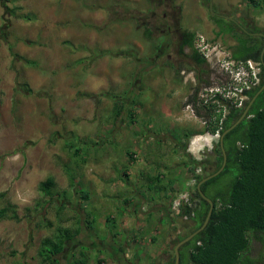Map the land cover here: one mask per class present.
<instances>
[{
	"label": "rangeland",
	"instance_id": "rangeland-1",
	"mask_svg": "<svg viewBox=\"0 0 264 264\" xmlns=\"http://www.w3.org/2000/svg\"><path fill=\"white\" fill-rule=\"evenodd\" d=\"M189 1L182 14L187 0H0V209L9 208L0 218V264H40L41 241L57 226L80 229L60 254L63 263L84 246L90 253L99 251L100 243L102 253L107 245L116 248L111 231L97 225L119 201L114 192L122 178L119 168L132 162L128 150L136 141L160 146L161 158L141 153L136 158L162 167L161 184L168 176L179 182L168 185L175 190L164 201L142 196L128 204L134 211L171 209L176 219V202L194 195L193 169L208 174L219 166V136L207 130L209 113L220 112L221 121L228 104L213 102L214 110L202 103L184 107L196 83L194 70L189 89L181 88L159 52L176 50L185 31L195 33L198 45L202 36L211 42L216 21L232 27L214 13L233 15L251 31L237 28L239 48L251 40L260 43L264 0H212L210 12V0ZM203 12L215 19L210 26L198 23ZM215 39L227 51L237 41ZM143 167L136 175L139 185L150 171ZM49 176L56 184L46 196L39 183ZM186 221V226L174 222L167 232L172 247L159 264L172 259L178 237L192 230L193 220ZM263 252L264 245L253 240L251 255Z\"/></svg>",
	"mask_w": 264,
	"mask_h": 264
},
{
	"label": "trees",
	"instance_id": "trees-1",
	"mask_svg": "<svg viewBox=\"0 0 264 264\" xmlns=\"http://www.w3.org/2000/svg\"><path fill=\"white\" fill-rule=\"evenodd\" d=\"M249 1L256 2V0ZM147 35V37L151 36V31ZM194 39L195 33L190 31V37L186 36L182 43V49L184 50L185 45L193 46ZM242 47L240 49H243ZM193 57L199 65L206 62L198 51H194ZM236 57L260 60L258 54L249 56L236 54ZM262 76L263 85L264 67ZM255 93L256 90L245 92L249 97ZM227 104L229 113L221 123L223 127H221V134L244 111L243 108L235 107L229 102ZM216 106L211 102L212 110L216 109ZM120 112L121 109H117L116 116H119ZM198 112L200 113L199 110ZM209 114L212 119L209 118L207 130L214 133L220 127L218 123L222 114L214 113V111ZM218 146L221 152L220 164L213 172L221 167L224 160L220 140ZM224 148L227 153L225 168L201 185L202 191L215 203L212 216L207 226L181 247L180 264H186L187 261L190 264H264V252L258 258L251 255L253 240L256 239L264 245V90L258 95V101L251 108L248 116L224 136ZM193 171L194 195H191L190 201H182L175 222L186 226V219H192L194 226L188 234L180 235L177 242L203 224L210 208L209 201L197 189V184L203 177L213 172L197 173L195 168ZM162 181L161 176L157 175L153 179L150 178L149 186H152L153 183L160 182L161 184ZM171 181L179 182V179ZM184 181V179L181 180L183 183ZM55 184L54 177L49 176L40 181L39 190L44 195L50 196L53 194L52 188ZM163 189L169 193L174 192L175 187L164 185ZM194 196L198 198L200 205H193ZM84 197L87 198V195ZM8 211V207L1 208L0 218L7 216ZM12 217L17 218L16 210H13ZM79 233V228L57 226L53 234L44 237L41 241L38 250L40 264H89L90 256L85 247L80 250L78 255L74 254L73 258L65 263L59 257L64 252L66 243L76 238ZM174 262L175 254L166 264H174Z\"/></svg>",
	"mask_w": 264,
	"mask_h": 264
},
{
	"label": "crops",
	"instance_id": "crops-1",
	"mask_svg": "<svg viewBox=\"0 0 264 264\" xmlns=\"http://www.w3.org/2000/svg\"><path fill=\"white\" fill-rule=\"evenodd\" d=\"M187 1L181 7L182 14L188 12V4L190 1ZM198 5L202 6V4ZM206 10L210 12L209 8ZM199 14L197 17L198 23L200 22L199 20H203L205 26H210L211 23L209 22L215 20H209L208 16L204 18L202 16L204 12ZM213 17L216 18L214 14ZM136 143L137 141L128 150L129 158L132 159V162H127L126 168H119V170H122V178L116 182L117 185L114 187L115 196L119 201L115 209L105 213L104 223H101L99 220L100 224L98 223L97 225L100 231H105V229L111 231L108 237L112 241H115L117 247L111 248L107 245L108 248L102 253L101 251L103 249H101L100 243V246H98L100 248L99 251L96 249L94 253L88 252L90 256L89 264H159L158 261H163L160 260L161 258L163 259V256L167 257L170 254L169 249L172 247V242L170 234H167V232L170 231L171 226H175L173 224L175 217L170 213L171 209H168L166 211L167 213L162 209L150 213H142L138 209L134 211V205L132 208L128 205L134 204L139 199L141 200L142 196L155 202L170 198L169 193L163 189L165 184H160L159 182L149 186L150 178L153 179L157 175H160L161 179H163L162 167L154 164H146L144 161L136 158L140 153L144 154V156L148 154V157L161 158L162 152L160 151V146L157 147V144L146 145L144 142L142 145L137 146ZM143 166H145V170L150 171L142 175L143 181L139 185L136 183V175L138 177L141 176L139 170L144 171ZM130 171L132 172L131 175ZM130 176L134 178L131 179ZM175 178L177 179L178 177L168 176V183L166 185H173L174 182L171 180ZM120 186L123 189L119 190L118 188ZM101 216L102 214H99L97 217ZM84 247L87 251H90L87 246ZM97 253H100V256L97 257Z\"/></svg>",
	"mask_w": 264,
	"mask_h": 264
},
{
	"label": "flooded vegetation",
	"instance_id": "flooded-vegetation-1",
	"mask_svg": "<svg viewBox=\"0 0 264 264\" xmlns=\"http://www.w3.org/2000/svg\"><path fill=\"white\" fill-rule=\"evenodd\" d=\"M210 2H211V0L209 1V4H210ZM209 4H208V8L210 10ZM214 15H216V17H217V16H219V13L218 14L214 13ZM234 18H235V20H230V21H232V23H231L232 27H230L229 25L226 26L224 21H223V23H218L216 21V23L211 27L212 33L215 36H220L223 38L231 37V38L237 40L236 45H234L233 49L229 48V53L236 60L245 61L247 59H251V58H247V59L246 58L245 59L244 58H237L236 54H238V55L240 54L242 56H249L252 54H258V56L260 57V60L258 62H259V65L263 71V67H264V30L257 32V34H259V35H257V37L260 36L261 38L255 37V38L261 40L260 43L251 40V41L247 42L246 45L245 44L243 45L247 49H244V48L240 49L239 48L240 42L238 41L237 35H236L237 28H239L242 31L246 30L249 34H251V31L247 27L241 26L240 19H238L235 16H234ZM186 36L190 37V32L187 31L186 33H184V34L182 33L180 35V38L178 40L179 42H178V44H176V50H174L172 52L168 51L166 49H164L163 51L161 50V52H159V60L163 64L162 65L163 67H167V68H171V69L175 70V75L176 76L178 75L177 76L178 81L177 82L175 81V82H176V84H179L181 88H185V86H187L189 84L188 75H189V72L191 71L190 69L194 70L193 78L196 80V83H195V85H192V83H191L192 90L189 92L188 96H186V100L184 102V107L187 106V107L193 108L194 106H196L197 103L199 105L202 103L203 106L209 107V105H211L210 104L211 101L209 102L210 88L214 85V83L217 82V79H219L220 76H217V79L214 77L215 76L214 73H216V72L208 64L206 59H205L206 62L202 65H199L196 62V60L193 57L194 51H198V48L195 45V43L193 46L185 45L184 50L182 49V43L185 40ZM215 36L210 37V40H211L210 43H217ZM208 40H207V42H209ZM199 53L201 56L204 57L203 53H201V52H199ZM263 85L261 82L258 86L250 89V91L256 90V93H257ZM189 87H190V85L187 86L185 89L188 90ZM252 97L248 96V99H246V101L243 102L242 106H240L239 108H243V110H244L246 108V106L248 105V103L250 102V100L252 99ZM257 101H258V96L255 99L254 103L252 104L251 108L254 105H256ZM251 108H250V110H251ZM228 113H229V109L226 107V111L223 114L221 123H222L223 119L225 117H227ZM221 127H222V125H221ZM188 135H189V131L186 132L185 136H188ZM220 136H221V131H220ZM220 136H219V140H220Z\"/></svg>",
	"mask_w": 264,
	"mask_h": 264
},
{
	"label": "built area",
	"instance_id": "built-area-1",
	"mask_svg": "<svg viewBox=\"0 0 264 264\" xmlns=\"http://www.w3.org/2000/svg\"><path fill=\"white\" fill-rule=\"evenodd\" d=\"M196 46L221 80V84H214L210 88L209 102H223V106L230 102L236 107L242 106L248 98L245 92L258 86L263 80L259 62L252 59L236 60L227 49H222L219 43L207 42L204 36ZM219 96L221 98H218ZM221 129V126L217 129L216 136H220ZM184 201H188V198ZM181 203L182 201L176 202L178 210Z\"/></svg>",
	"mask_w": 264,
	"mask_h": 264
},
{
	"label": "water",
	"instance_id": "water-1",
	"mask_svg": "<svg viewBox=\"0 0 264 264\" xmlns=\"http://www.w3.org/2000/svg\"><path fill=\"white\" fill-rule=\"evenodd\" d=\"M210 9L213 11V4H212V0L210 2ZM219 16L223 17V18H226V19H229V20H235L234 16H228V15H225V14H219ZM264 90V85L259 89V91L252 97V99L250 100V102L248 103V105L246 106V108L244 109V111L242 112L241 116L228 128H226L224 130V132L221 134L220 136V144L222 146V149H223V153H224V160L222 162V165L221 167L213 172V173H210L209 175H207L206 177H203L197 184V189L200 191V193L202 194V196L207 199L210 203V208H209V211L207 213V216L203 222V224L198 228L196 229L195 231H193L192 233H190L189 235H187L186 237H184L183 239H181L176 245H175V249H174V252H175V262L174 264H180V261H181V247L187 243L188 241H190L194 236H196L200 231H202L206 226L207 224L209 223L210 221V218L212 216V213H213V210H214V206H215V203L213 201V199H211L210 197H208L201 189V185L203 182H205L206 180L210 179L211 177L219 174L224 168H225V165H226V162H227V153H226V150L224 148V136L229 132L231 131L238 123H240L246 116H248V113L250 111V108L252 106V104L254 103L255 99L257 98V96Z\"/></svg>",
	"mask_w": 264,
	"mask_h": 264
}]
</instances>
